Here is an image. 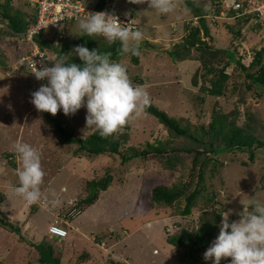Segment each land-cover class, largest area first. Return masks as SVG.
<instances>
[{
    "label": "rangeland",
    "instance_id": "obj_1",
    "mask_svg": "<svg viewBox=\"0 0 264 264\" xmlns=\"http://www.w3.org/2000/svg\"><path fill=\"white\" fill-rule=\"evenodd\" d=\"M17 1L19 4L15 5L14 13L22 14L25 18L28 15L25 6L29 2ZM221 1L227 7L232 0ZM93 2L95 0H84L85 5L94 6ZM114 2L117 12H132L140 30L142 26L164 25L166 20H175L182 16L181 11L186 12L183 17L190 14L181 0H177V8L166 15L149 9L146 3L133 4L129 0ZM222 14L209 16L213 24L219 26H213L217 38L211 35L207 39L215 41L214 46L235 51L245 65H249L257 50L263 51L264 56V24L253 26L227 17L225 12ZM196 19L193 16V23ZM79 21L48 27L42 34L45 38H53L54 46L65 39H76L73 42L80 45L83 35L78 27ZM65 25L67 28L63 31ZM151 29L148 34L154 38L151 43L156 44L154 49L158 54L145 41L147 44L143 42L139 46L137 63L132 55L124 53L120 59L112 60L126 67L133 85L143 86L146 91L151 87H160L162 90L163 87L172 88L168 89L165 97H161L159 105L152 102L153 95H150L152 104L163 109L179 124L188 128L190 133L203 140L201 142L173 134L154 114L144 109L141 115L128 120L123 133L120 134L118 130L117 136L109 138H119V152L107 151L91 155L80 149V142H64L54 128L60 125L72 137L85 139L94 130L86 127L84 107L75 114L66 116L58 110L52 115L37 111L30 102L31 92L37 90L41 83L30 69H25L28 74L18 66L21 52L28 47L25 49L24 42L19 43V48L16 47V34L10 29L6 18L0 16V98L4 102L0 110L8 109L0 111V194L7 193L6 200L0 205V213L19 226L22 235L28 240L35 244L45 242L52 245L62 264H109L111 259L127 264H182L181 257L185 249L180 246L178 253H173L176 246L169 241L171 237L180 236L185 230L192 233L198 231L211 212L222 210L223 215L225 211L231 210L229 221L238 220V214L243 210L248 211L252 201H264V146L254 148V160L249 158L251 149L215 154L206 146L211 136L204 135L206 129H202V126L207 127L215 115L221 114L264 141V94L259 96L257 87L243 73L229 79L223 95H208L204 102L197 100L198 95L204 97L206 94L193 83L192 76L196 71L191 77L186 74L188 84L185 89L178 90L187 80L175 79L176 73L173 76L165 73L174 67L170 69V60H161L159 56L167 51L166 48L171 49L177 41L167 34L160 36L153 31L154 28ZM239 30L241 35L237 32ZM57 33H63V37L67 38L59 40ZM95 38L99 45L104 42L98 36ZM141 46L146 47V50ZM47 50L51 56H56L50 49ZM193 54L197 57L193 56V59L199 62L200 53L194 50ZM218 66L214 65L213 68L218 69ZM236 68L233 64L227 67L231 72L238 70ZM204 72L202 67L198 74ZM249 84L252 86L249 87ZM17 141L29 143L38 150L45 173L40 186L41 199L33 206H26L13 190L17 184L15 169L19 166V160L12 145ZM148 143L159 144L164 150L157 153L148 147ZM133 147L137 151L150 150L144 157L137 156L123 161L122 155H130ZM201 151L203 154L198 157L200 161H195L196 153ZM202 169L204 178L201 180L199 171ZM107 172L113 177L110 185L98 193L94 203L81 211L76 210V199L87 194V182L100 179ZM160 185H185L187 193L200 188L201 196L192 212L183 215L180 212L185 205L183 198L182 202L173 204L153 202L152 189ZM50 226L64 229L65 236L53 237ZM110 231L113 234L107 240V245L96 243L94 238L97 234ZM218 233L219 226L212 242ZM84 251L90 254L85 257ZM39 256L36 246L27 241L22 242L18 235L8 230L0 232V264H38ZM230 259L222 258L220 264H229ZM202 263L212 264V261L202 258V262L193 264Z\"/></svg>",
    "mask_w": 264,
    "mask_h": 264
},
{
    "label": "clouds",
    "instance_id": "obj_2",
    "mask_svg": "<svg viewBox=\"0 0 264 264\" xmlns=\"http://www.w3.org/2000/svg\"><path fill=\"white\" fill-rule=\"evenodd\" d=\"M129 2L146 3L149 9L165 15L178 6L177 0ZM33 16L26 19L30 21ZM78 27L82 35L101 36L109 45L118 41L124 54L140 55L142 31L135 26H121L114 14L106 11L91 13L80 19ZM22 33L16 34L18 43H21ZM71 53L79 57L80 64L66 63L65 58L61 57L51 66L42 64L33 72L37 80H46L30 94V102L37 111L55 115L60 110L67 116L84 107L86 127L92 128L101 137H108L121 129L130 118L141 115L150 105L148 92L143 86L132 84L126 67L111 60V53L89 50L83 44L74 46ZM12 147L19 160V166L15 169L17 184L13 190L26 206L38 203L45 175L40 154L26 142L17 141ZM230 211L221 215L219 233L203 253L204 260L220 264L222 258L230 257L229 264H264V201H252L248 211L243 210L238 214V220L229 221ZM94 240L107 245L108 239L102 242L97 238Z\"/></svg>",
    "mask_w": 264,
    "mask_h": 264
},
{
    "label": "trees",
    "instance_id": "obj_3",
    "mask_svg": "<svg viewBox=\"0 0 264 264\" xmlns=\"http://www.w3.org/2000/svg\"><path fill=\"white\" fill-rule=\"evenodd\" d=\"M107 1H114V0H95V7L103 8ZM197 0H181L183 6L190 10L193 16H196V22L193 23V18L186 22V30H188L187 35L183 37V39L175 44L169 51L172 56H176L186 59V58H195L196 55L193 54L194 50L199 52L201 57H198L200 65L196 70L195 74L192 76V80L194 85H198L201 91L205 92L202 95L197 96V100L204 102L207 99L208 95L213 96H221L225 92L226 83L228 84L229 79H231L234 75L238 74H245L246 78L250 79L254 85L257 87L258 92L257 94L263 95L264 94V56L263 51L257 50L253 56V59L249 63V65H245L242 62V58L237 56L236 52L232 49H223L222 46H214V42H211L209 39L211 37L210 25H209V16L213 15H222V12H226L229 16L231 14V10L224 6L221 0H206L202 1L201 4L197 5ZM224 1V0H223ZM14 0H0V16L6 18L9 23L10 29L13 33L19 34L24 32L25 29L28 27L30 21L22 16V14L14 13L15 7H13ZM231 3V2H229ZM226 15V16H227ZM192 16V17H193ZM198 23V24H197ZM248 24V23H246ZM260 27V25L258 24ZM67 28V25L63 27V31ZM231 29V27L229 28ZM242 30V29H241ZM241 30L237 31L238 34H242ZM62 32V31H61ZM63 34V33H62ZM62 34L57 33L56 36L58 39H65L67 37H63ZM17 36V35H15ZM96 36H86L80 38V45L83 44L89 50L97 49L98 52H109L111 53L110 59H120L122 56V52L120 51V45L117 41L109 45L107 41L103 39L104 42L100 43L101 45L97 44ZM35 39L39 42L40 46L43 49H50L56 56L52 57V61H55L61 57L65 58L66 63H77L80 64L81 61L78 56H76L72 52L74 48L73 42L65 39V41H61L57 46L53 45V40H45L43 34H39L35 37ZM77 45V43H75ZM147 44V43H146ZM31 48V47H30ZM264 48V47H263ZM133 60L135 63L138 62V56H133ZM116 61V60H115ZM203 62V63H202ZM233 64L238 68V70L228 71L227 67ZM214 65H219L218 69L213 68ZM222 66V67H221ZM227 66V67H226ZM203 67L205 70L204 73L198 74V71ZM236 68V69H237ZM255 69V70H254ZM208 76V79H205ZM201 77V79L199 78ZM204 78V80H202ZM249 87L252 85L249 84ZM147 112L154 114L158 120L164 124L173 134L188 136L191 139L196 141H201L199 138L196 137L195 134L190 133L188 128L183 127L179 124V121L170 117L163 109L157 107L150 103L149 106L145 108ZM54 119V118H53ZM127 123L119 129L120 134L124 132L126 129ZM55 131L58 135L63 137L64 142H80L81 146L80 149L85 154H100L105 153L107 151L116 153L119 152L120 142L119 138L115 140L109 139L112 136H117V132L113 133L108 137H101L98 133L94 130L89 136L82 138H74L72 134L67 132L65 128L58 125L54 127ZM202 129H206L203 131L204 135H210L211 141L206 145L208 149L215 153L219 154L222 152H228L233 150L243 151L245 149H251L249 158L251 160L255 159V147H262L264 146V141H262L257 135L248 131L241 126L236 125V123L230 122L225 115L217 114L213 117L212 121L208 123L207 127L202 126ZM119 134V135H120ZM150 149H154L157 153L163 151L164 149L160 147V145L155 143H148L147 144ZM147 150L137 151L138 149L131 148L130 155H122V160L127 161L137 156H146L148 153ZM80 150V151H81ZM192 151V148L190 149ZM205 152V151H204ZM132 153V154H131ZM207 153V152H205ZM200 154V155H199ZM203 153L201 151L196 153L195 161L199 160V156ZM11 156H14L13 154ZM200 161V160H199ZM13 162V161H10ZM14 163V162H13ZM200 179L204 178V171L203 169L199 171ZM113 181L112 175L107 172L104 177L100 179H92L87 182V189L85 196L81 197L80 199H76V210L81 211L85 206H89L90 204L94 203L97 199L98 193L101 190H105L110 183ZM86 188V187H85ZM89 189V190H88ZM186 186L174 185L172 187L168 186H156L152 189V200L154 203L160 204H173L174 202H182V198L184 200V208L181 209V213L183 215L189 214L192 212L193 206L198 202L201 196V189L196 188L191 192L187 193ZM7 194V193H6ZM5 192L0 194V205L4 203ZM33 206V205H32ZM37 206V205H36ZM222 210L218 212H211L210 216L207 217L208 219H204L201 224V229L192 233L187 230L183 231V234L180 236L171 237L169 240L172 244L176 246L173 253H178L177 250L180 246H183L185 252L182 254L181 261L182 264H193L198 261L202 262L203 252L209 247V244L212 242L213 238L216 235L219 222L221 220ZM70 216H73L70 214ZM213 216V218H212ZM69 215L67 214V218ZM216 221V222H215ZM0 227L18 235L19 240L22 242H29L31 245L36 246L38 248L40 256H39V263L38 264H62L61 259L59 256L55 254V249L52 245H48L45 242H41L40 244H35L32 241L28 240L23 233L19 226L12 223V221L6 217L5 214L0 213ZM113 232H102L97 234L96 238L99 242L103 240H107L112 238ZM52 235V234H51ZM55 237V235H52ZM107 236V239L105 237ZM85 252V251H84ZM90 253L85 252L83 254L87 257ZM111 261V262H110ZM109 264H127L120 261L110 260ZM203 264V263H202Z\"/></svg>",
    "mask_w": 264,
    "mask_h": 264
},
{
    "label": "built area",
    "instance_id": "obj_4",
    "mask_svg": "<svg viewBox=\"0 0 264 264\" xmlns=\"http://www.w3.org/2000/svg\"><path fill=\"white\" fill-rule=\"evenodd\" d=\"M31 4L34 9V16L30 19V23L21 37V40L31 43V48L21 54L18 66L30 69L32 72H35L36 68L39 69L42 64L51 66L53 63L51 54L47 49H43L35 39L48 27H58L68 22L86 18L91 13L106 11L116 15L121 26L139 28L132 13H120L115 10L114 1H107L103 8L85 5L84 0H31ZM227 8L231 10L229 16L226 14L227 17L231 16L241 23H248L253 26L264 24V0H232ZM39 81L41 84L46 83V80ZM50 231L57 235L66 234V231L58 226L50 227Z\"/></svg>",
    "mask_w": 264,
    "mask_h": 264
},
{
    "label": "crops",
    "instance_id": "obj_5",
    "mask_svg": "<svg viewBox=\"0 0 264 264\" xmlns=\"http://www.w3.org/2000/svg\"><path fill=\"white\" fill-rule=\"evenodd\" d=\"M26 2H29V3H27L26 6H25V10L28 13V15L25 18L29 19V18H31L33 16L34 9H33V6L31 4V0H27ZM196 2H197V5L201 4L200 0H197ZM18 4H19V2L17 0H14L13 6L15 7V5H18ZM93 5H95V2H93ZM88 6H90V5H88ZM185 9L188 11V13L190 12V14L188 16H186V17H183L184 16L183 14H186V12L178 10V11L182 12V16L176 17L175 20H172V19L170 21L166 20V21H164L165 22L164 25L156 24V25L142 26V30L141 31L143 33V39H142L140 45L144 44L143 42L146 41L148 43L147 46L150 47L151 49H154L155 47H157L156 44L151 43L154 38L151 37L150 34H148L149 29H151V28H154L155 30H153V31L155 33L158 32L160 34V36L167 34L168 37L171 36L172 38H174V40L177 41L176 43L180 42L183 39V37L185 35H187V33H188V30H186V22L188 21L187 18H189V19L193 18L192 17L193 16L192 12L190 10H188L187 8H185ZM128 11L127 12H123V13H132V12H128ZM210 19L211 18H209L210 31H211L212 36L215 38V36L217 34V33H215L216 30H214L215 28L213 27L215 25L213 24L212 20H210ZM218 26H215V27L218 28ZM43 37H44V35H43ZM14 38H15V40L17 42L16 47L19 48L20 45L18 43V40H19L18 37L15 36ZM216 38H217V36H216ZM45 40H53V38H45ZM22 42H24L26 44L25 49L28 47L27 50H29L30 47H31V43L26 41V40L25 41L21 40V43ZM141 48L144 51L146 50V47H144V46H141ZM165 50H167V51L163 52V53H160V55H159L160 59L161 60H163V59L170 60V62L172 64H171V66L169 68L171 69V68L174 67V69H171V70L167 69L168 72H166L167 71L166 70L165 73H169V74H171V76H173L176 73V76H174L175 79H182V81H184L186 79V74H188V77L189 76L191 77V75H193L192 73H194L198 69V67L200 65V62H198L197 60H195L193 58H186V59H183V58H180V57L176 58V57L172 56L170 53H168V51L170 50L169 48H166ZM160 51H162V50H160ZM150 52H152V51H150ZM155 52L158 54L157 50H155ZM147 54L150 55L151 53H147ZM156 62H158V58L157 57H156ZM144 70H146L145 67H144ZM26 72L29 74L28 71H26ZM187 84H188V80H187V82H183L182 87H180L178 90L181 91L182 89H185V86H187ZM168 89H172V88H164L163 87V90H165V91H163L160 87L159 88L158 87H151L150 89H148L147 92H148L149 96L153 95L152 96L153 100H152V97L150 96L152 102L154 104L159 105L160 101H162L161 97L162 96L165 97L168 94ZM159 90L160 91L162 90V91L159 92ZM177 94H178V92H177ZM3 103L4 102H3L2 98H0V105H3ZM161 105H162V103H161ZM1 110L8 111V109H1ZM159 126H162V124H159ZM159 126H158V128H160ZM156 130H158V129H156ZM0 232L5 233L6 230H4L2 227H0ZM7 235H9V232L7 233ZM3 243H5V242H3ZM6 247H8V245Z\"/></svg>",
    "mask_w": 264,
    "mask_h": 264
}]
</instances>
